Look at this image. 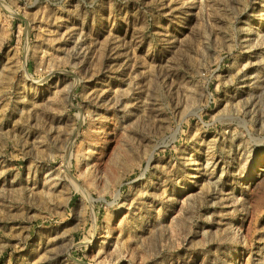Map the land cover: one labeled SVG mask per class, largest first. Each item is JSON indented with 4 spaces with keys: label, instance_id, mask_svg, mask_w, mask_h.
<instances>
[{
    "label": "rangeland",
    "instance_id": "rangeland-1",
    "mask_svg": "<svg viewBox=\"0 0 264 264\" xmlns=\"http://www.w3.org/2000/svg\"><path fill=\"white\" fill-rule=\"evenodd\" d=\"M0 264H264V0H0Z\"/></svg>",
    "mask_w": 264,
    "mask_h": 264
}]
</instances>
